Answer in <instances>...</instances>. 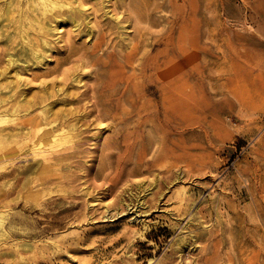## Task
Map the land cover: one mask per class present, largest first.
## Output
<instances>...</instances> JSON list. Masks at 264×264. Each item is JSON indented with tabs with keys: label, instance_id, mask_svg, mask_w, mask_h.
<instances>
[{
	"label": "rangeland",
	"instance_id": "rangeland-1",
	"mask_svg": "<svg viewBox=\"0 0 264 264\" xmlns=\"http://www.w3.org/2000/svg\"><path fill=\"white\" fill-rule=\"evenodd\" d=\"M83 2L31 29L44 64L8 66L0 24L7 79L78 124L45 158L0 146V264H264V0ZM97 84L92 121L67 98Z\"/></svg>",
	"mask_w": 264,
	"mask_h": 264
},
{
	"label": "bare ground",
	"instance_id": "bare-ground-1",
	"mask_svg": "<svg viewBox=\"0 0 264 264\" xmlns=\"http://www.w3.org/2000/svg\"><path fill=\"white\" fill-rule=\"evenodd\" d=\"M84 6L82 0H5V5L0 8V24H2L3 30L7 32L8 43L11 45V47L9 46L11 51L4 58L8 62V66L13 65L18 68L20 61L25 63V68H28L30 64L46 63V58L50 53L49 45L51 44L43 36L39 38L40 40H36L31 29H35L39 34H44L43 31L58 30L66 23L79 26V22H76L72 14H63V12L54 14V12L75 9L81 13ZM50 15H53L52 20L49 19ZM86 25H89V20L86 21ZM7 73L8 71L0 65V125L10 121L13 125L0 126V146L16 141L19 143L20 141L27 142L30 143V149L35 156L41 155L45 158L49 153V149L45 147L46 144L70 141L71 132L77 128L78 124L71 122L68 117L66 118V115L57 112L48 115V110L45 109L50 103V98L45 86L40 91H36L35 94L27 96L25 91L22 92L18 89L22 83L17 85L12 78L8 80ZM14 75H16L15 77L19 75L18 78H20L21 69H16ZM73 80L80 83L82 78L74 77ZM112 90L115 89L101 91L100 84H97L95 88L87 87L85 91H79L75 94L76 96L67 99L69 102L80 103L84 97L87 98V102H90V108L88 110L85 108L86 111L80 115L91 118L90 120L94 118L93 120L101 121L105 114L110 111L104 104L110 105L111 109L115 106L111 105L110 100L112 98L110 96L113 94L109 92ZM30 108L39 110V113L31 114ZM115 115L112 116L116 117ZM13 149L15 151V148ZM2 221L3 217L0 212V236L5 234ZM19 246L30 248L28 243H22Z\"/></svg>",
	"mask_w": 264,
	"mask_h": 264
}]
</instances>
